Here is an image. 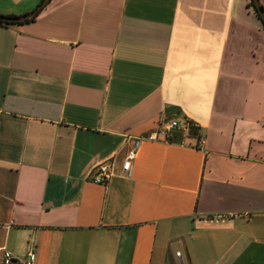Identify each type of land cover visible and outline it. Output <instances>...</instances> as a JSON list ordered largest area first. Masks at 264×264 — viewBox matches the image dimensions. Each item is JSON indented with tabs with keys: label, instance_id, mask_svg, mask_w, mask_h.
<instances>
[{
	"label": "crops",
	"instance_id": "0c3cea01",
	"mask_svg": "<svg viewBox=\"0 0 264 264\" xmlns=\"http://www.w3.org/2000/svg\"><path fill=\"white\" fill-rule=\"evenodd\" d=\"M41 1L0 0V15ZM172 118L196 129L144 141L123 174L130 139ZM109 157L114 176L92 182ZM0 246L35 264H262L250 0H50L0 25Z\"/></svg>",
	"mask_w": 264,
	"mask_h": 264
},
{
	"label": "built area",
	"instance_id": "2783aa9c",
	"mask_svg": "<svg viewBox=\"0 0 264 264\" xmlns=\"http://www.w3.org/2000/svg\"><path fill=\"white\" fill-rule=\"evenodd\" d=\"M196 129V125L188 120L169 119L161 120L157 127L142 137H134L130 139L131 148L129 149L125 160L122 164V173L129 174L132 168V161L136 158L138 150L144 141H169L173 136L174 130H180L184 135L191 133ZM199 143H204L203 138H199ZM115 161L109 157L105 160L99 161L92 168L91 181L97 184H106L108 180L114 176ZM176 257L181 259L182 254L180 251L176 252ZM36 253L31 250L27 252L25 257L21 260H17L13 257L10 250L5 246H0V261L2 264H35Z\"/></svg>",
	"mask_w": 264,
	"mask_h": 264
},
{
	"label": "water",
	"instance_id": "95a60500",
	"mask_svg": "<svg viewBox=\"0 0 264 264\" xmlns=\"http://www.w3.org/2000/svg\"><path fill=\"white\" fill-rule=\"evenodd\" d=\"M49 1L50 0H42L34 10L30 11L29 13H27L25 15L16 16V17H11L8 15H0V20L12 21V22H23L27 19H30V18L36 16L44 8V6H46L48 4ZM254 4H255L256 9H257L258 13L260 14V16L264 22V10L260 6L259 0H254Z\"/></svg>",
	"mask_w": 264,
	"mask_h": 264
},
{
	"label": "trees",
	"instance_id": "16d2710c",
	"mask_svg": "<svg viewBox=\"0 0 264 264\" xmlns=\"http://www.w3.org/2000/svg\"><path fill=\"white\" fill-rule=\"evenodd\" d=\"M250 6L254 9V12L256 13V15L258 16V18L262 21V23H263V25H264V22H263V20H262V18H261V16H260V14L258 13V11H257V9H256V7H255V4H254V0H250ZM260 6L263 8V10H264V7L260 4ZM46 6H44V8H45ZM43 8V9H44ZM42 9V10H43ZM42 10L36 15V16H34V17H32V18H30V19H27V20H25V21H23V22H12V21H2V20H0V25H8V24H25V23H29V22H32V21H34L37 17H38V15L42 12ZM11 17H16V16H11Z\"/></svg>",
	"mask_w": 264,
	"mask_h": 264
},
{
	"label": "rangeland",
	"instance_id": "374dc122",
	"mask_svg": "<svg viewBox=\"0 0 264 264\" xmlns=\"http://www.w3.org/2000/svg\"><path fill=\"white\" fill-rule=\"evenodd\" d=\"M263 252V251H262ZM262 264H264V256L262 255Z\"/></svg>",
	"mask_w": 264,
	"mask_h": 264
}]
</instances>
